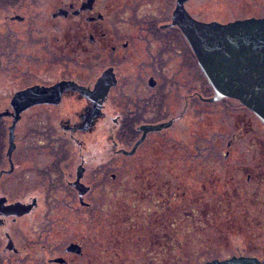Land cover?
Instances as JSON below:
<instances>
[{
  "label": "flooded vegetation",
  "instance_id": "af4514ba",
  "mask_svg": "<svg viewBox=\"0 0 264 264\" xmlns=\"http://www.w3.org/2000/svg\"><path fill=\"white\" fill-rule=\"evenodd\" d=\"M192 1L202 22L264 17L209 18ZM178 2L0 0V264H190L205 216L231 213L247 225L219 259L264 264V122L207 100ZM211 110L220 155L207 162ZM179 149L190 170L214 166L215 192L200 174L177 188ZM209 196L232 209L207 210Z\"/></svg>",
  "mask_w": 264,
  "mask_h": 264
},
{
  "label": "water",
  "instance_id": "95a60500",
  "mask_svg": "<svg viewBox=\"0 0 264 264\" xmlns=\"http://www.w3.org/2000/svg\"><path fill=\"white\" fill-rule=\"evenodd\" d=\"M185 1L178 2V9L186 17L185 23L179 24L214 88V96L207 100L236 98L264 122V17L228 23L202 22L185 13ZM236 261L232 256L223 260L214 258L204 264H236Z\"/></svg>",
  "mask_w": 264,
  "mask_h": 264
},
{
  "label": "rangeland",
  "instance_id": "374dc122",
  "mask_svg": "<svg viewBox=\"0 0 264 264\" xmlns=\"http://www.w3.org/2000/svg\"><path fill=\"white\" fill-rule=\"evenodd\" d=\"M190 3L191 4L189 5H190L191 11L195 12L197 10H200V7H202L204 13L206 14V17L215 18V19H218V18L222 19L221 17L223 16L227 17V18H223V20L234 18L235 16L234 14L238 12H239L238 16H244L246 14L259 15L261 13L262 14L264 13V0H193ZM209 109L214 110L215 107L208 106V110ZM212 110L210 111L211 116H209L212 126L207 127L209 136L206 141L207 151L205 152V156H204L207 162L215 161L216 159L219 158V155H220L218 148L216 146V138H215L216 134H215V127H214V123L217 122L214 119L215 118L220 119V118L218 117V114L215 115V113ZM182 150L183 149H179V151L176 150L174 152V159H175L174 175L176 177L175 185H177V188L180 187L181 188L180 190L182 191L187 190V189L189 190L190 189L189 184L191 180L193 179L195 180L194 176L195 175L199 176L200 174L201 180L207 184L208 191L213 190L215 192L216 190L215 186L217 187V181H216L217 173L213 168L214 166L213 167L207 166L206 174L200 173V169L198 168V165H196L195 167L196 170H193V169L190 170L187 168V162L184 159L187 160L188 158H191V156L187 158V155L190 154L189 152H191L192 155H195L194 148L191 147L189 152L188 150L187 151L186 150L182 151ZM194 158L198 159L200 157L198 156V158L196 157ZM182 160H184V162H182ZM132 174H134V172ZM165 177H167V175H165ZM196 182H197L196 183L197 186L201 184V181H199L198 178ZM206 193L208 196L209 193L208 192ZM205 199L207 203L206 205L207 210H215L214 208H219L222 205L224 208H227V210H231L233 206L231 201L227 202L224 199L219 200L212 196H209L208 198H205ZM178 207H182V206L179 205ZM180 215L176 214L175 216L178 217L179 219L182 217ZM209 215H212V214H209ZM246 216L247 214H243V213L241 214L231 213V214H223L222 218L220 219L217 217L215 222L213 221L208 222L206 219L207 221L206 222V225H207L206 237L208 240L203 242L205 246H202V250L203 249L205 250L202 252L200 251L199 253L195 254L193 258L190 257L191 258L190 264H197L196 257L198 255H201L202 263L200 264H204L206 261L214 259V258H223L226 256H231L234 253V251L237 249V246L234 240L238 238H242V233H241L242 229L239 230L238 228L239 224L242 223L243 225H245L244 228H246L247 223L244 222ZM183 217H186V216H183ZM192 247H196V246H191L189 248L190 252H191ZM208 252L213 253L211 255H217V256L211 257V255H207ZM84 264H87L86 259H84ZM90 264H93V261Z\"/></svg>",
  "mask_w": 264,
  "mask_h": 264
},
{
  "label": "trees",
  "instance_id": "16d2710c",
  "mask_svg": "<svg viewBox=\"0 0 264 264\" xmlns=\"http://www.w3.org/2000/svg\"><path fill=\"white\" fill-rule=\"evenodd\" d=\"M206 219H207V221L208 222H211V221H213V222H215L216 221V218L218 217L216 214H212V215H209V214H207L206 216ZM200 216H198V215H196V216H189V219H190V222L191 223H199L200 222ZM176 219H177V221H179L180 219H178V217H176ZM196 238L198 239L199 237L198 236H196ZM208 240V239H207ZM206 240V241H207ZM202 246H205V244H201V245H199V246H196V247H192V249H191V252H190V257L191 258H193V256L195 255V254H197V253H199L200 251L202 252V251H204L205 249H203L202 250ZM219 252V251H218ZM211 254H213V253H211V252H208L207 253V255H211ZM212 256H217V255H211V257ZM202 260H201V255H198L197 257H196V263L197 264H200V263H202L201 262Z\"/></svg>",
  "mask_w": 264,
  "mask_h": 264
}]
</instances>
